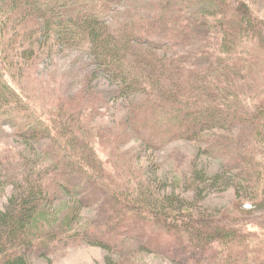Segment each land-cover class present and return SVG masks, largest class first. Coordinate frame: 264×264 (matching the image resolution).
Instances as JSON below:
<instances>
[{"label":"trees","instance_id":"16d2710c","mask_svg":"<svg viewBox=\"0 0 264 264\" xmlns=\"http://www.w3.org/2000/svg\"><path fill=\"white\" fill-rule=\"evenodd\" d=\"M63 49L90 54L96 75L117 84L116 96L141 98L130 103L116 134L127 128L158 151L179 141L205 142L222 169L207 171L198 160L188 173L179 167L173 191L165 190L166 179L157 184L133 166L113 182L107 173L113 162L103 161L101 150L113 132L106 134L94 121L108 97L81 91L38 113L25 91L36 65ZM0 114L31 119L19 135L46 142L48 160L38 168L29 156H5L0 149V264H33L38 256L54 264L53 252L83 240L112 248V240L93 233L90 223L77 228L79 212L93 205L96 194L110 199L104 214L119 237L128 235L126 242L135 240L128 223L133 216L165 230L175 242L177 257L170 256L177 264L247 262L248 252L240 249L250 236L228 223L227 212H213L205 203L208 192L222 186L236 191L242 212L264 211V18L248 3L0 0ZM5 181L13 191L3 203ZM70 195L79 205L58 214ZM159 245L156 250H164ZM107 264L119 263L108 258Z\"/></svg>","mask_w":264,"mask_h":264},{"label":"rangeland","instance_id":"374dc122","mask_svg":"<svg viewBox=\"0 0 264 264\" xmlns=\"http://www.w3.org/2000/svg\"><path fill=\"white\" fill-rule=\"evenodd\" d=\"M242 1L248 3L264 18V0ZM90 2L98 9L105 8L104 2ZM123 10L124 5L118 7L116 12L120 13ZM70 16L71 14H69ZM40 62L36 65L37 76H33L31 79L34 84H30L31 81H29L24 85L26 93L32 97L37 105L38 113L51 108V104L55 103L56 99L58 101L63 98L71 99L77 97L81 91L88 94H90L88 90L95 91L108 97V106L100 108L102 115L96 116L94 121L95 125L103 127L104 131H108L106 134L111 135L113 132L112 139L107 144L102 140L99 141L104 146L101 147L102 156L106 159L103 161H107V164L110 161L113 162L108 164L107 172L113 182L119 183V175L125 171V168L133 166L137 171L146 172L157 184L160 183L161 185L166 179L165 190L173 191L177 185L179 186V177L182 175L179 172V167H182V172L188 173L192 166L191 163L198 160L199 166L207 171L214 172V170L222 169L223 162L206 152L209 144L205 142L179 141L171 143L164 151H158L150 149L133 131L128 132L127 128L116 134L118 131L116 128H119L120 123H124L129 116L130 103L141 98L116 96L117 84L110 83L105 77H102L101 73L96 75L98 67L90 54H87L83 49H63L54 57L43 59ZM23 80L27 81L25 78ZM145 117H150L149 113L143 115L142 118ZM30 121L31 119L23 120L14 115L0 114V149L2 148V153L5 156L11 155V153L15 156L17 154L22 157L29 156L39 165V168L47 165L48 160L44 151L46 142L29 141L19 135V127L27 125ZM113 134L118 135V138ZM3 183L4 189L1 195L3 203H6L11 197L13 186L6 181ZM207 195L208 199L205 204L208 208L213 212L221 210L227 212L230 218L228 223L231 222L244 234L250 236L246 247L240 249V251L248 252L246 255L248 259L244 264H264V211L242 212L241 208L236 206L239 203L236 191L227 190L222 186L212 193L208 192ZM95 196L93 205L90 208L83 207V210L79 212L81 214L77 228L83 230V223H90L93 227V233L100 232L102 237L111 239L114 246L107 249L84 240L73 242L53 252L54 264H107L108 258L115 259L119 264H177L170 256L176 252L175 242L171 243L168 240L165 230L160 227L157 228L153 224H144L142 218L131 216V220L128 222L131 223L130 231L136 235L135 240L130 239L126 242L125 238L128 235L119 237L120 230L109 225V218L104 214V211L106 213L109 211L110 199H105V195L101 194ZM102 200H106V204L100 207L99 202ZM62 202L64 203L57 208L58 214L59 212L72 211L71 208L79 205L78 198L73 195L65 197ZM135 222H140L141 226ZM148 242L152 244V249H145L144 245L149 244ZM161 242L164 250L158 251L156 249H159L158 246ZM217 244L221 245L219 242ZM255 250L262 253L263 256L255 253ZM183 251L180 250L178 255L179 258L183 259L184 257L185 259L187 254ZM38 257L33 259V264H49V258ZM201 261L194 262V264H203V260Z\"/></svg>","mask_w":264,"mask_h":264}]
</instances>
